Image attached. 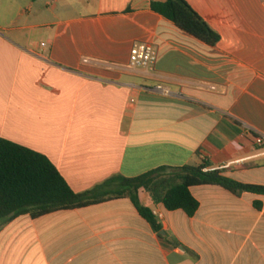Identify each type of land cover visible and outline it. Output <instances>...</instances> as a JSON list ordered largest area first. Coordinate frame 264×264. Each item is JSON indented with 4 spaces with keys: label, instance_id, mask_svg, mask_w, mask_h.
<instances>
[{
    "label": "crops",
    "instance_id": "crops-1",
    "mask_svg": "<svg viewBox=\"0 0 264 264\" xmlns=\"http://www.w3.org/2000/svg\"><path fill=\"white\" fill-rule=\"evenodd\" d=\"M154 1L0 0V138L46 155L76 192L204 162L264 186V0H187L216 46ZM135 41L155 44L154 66H131ZM190 190L192 216L140 190L160 231L130 198L0 219V264H264V194Z\"/></svg>",
    "mask_w": 264,
    "mask_h": 264
},
{
    "label": "trees",
    "instance_id": "trees-1",
    "mask_svg": "<svg viewBox=\"0 0 264 264\" xmlns=\"http://www.w3.org/2000/svg\"><path fill=\"white\" fill-rule=\"evenodd\" d=\"M152 9L210 46H216L221 39L218 31L187 0L154 1ZM208 166L207 162L174 169L162 166L134 177L115 175L92 189L76 192L46 155L0 138V219L7 222L24 214L38 218L130 198L140 214L160 231L157 217L140 198L141 189L167 209H182L190 216L200 205L190 190L192 186L212 184L238 195L246 191L264 194V186L242 183L224 175L221 169H208Z\"/></svg>",
    "mask_w": 264,
    "mask_h": 264
},
{
    "label": "built area",
    "instance_id": "built-area-1",
    "mask_svg": "<svg viewBox=\"0 0 264 264\" xmlns=\"http://www.w3.org/2000/svg\"><path fill=\"white\" fill-rule=\"evenodd\" d=\"M159 58V51L151 41H135L130 49V64L133 67L151 68ZM157 218H162V213L158 209L153 210Z\"/></svg>",
    "mask_w": 264,
    "mask_h": 264
}]
</instances>
